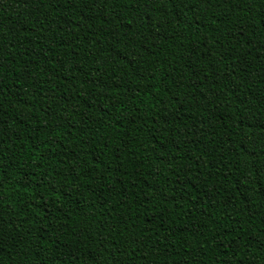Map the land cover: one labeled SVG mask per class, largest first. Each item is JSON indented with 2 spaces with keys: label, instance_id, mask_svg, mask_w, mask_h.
Masks as SVG:
<instances>
[{
  "label": "trees",
  "instance_id": "1",
  "mask_svg": "<svg viewBox=\"0 0 264 264\" xmlns=\"http://www.w3.org/2000/svg\"><path fill=\"white\" fill-rule=\"evenodd\" d=\"M0 264H264V0H0Z\"/></svg>",
  "mask_w": 264,
  "mask_h": 264
}]
</instances>
